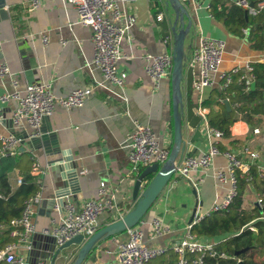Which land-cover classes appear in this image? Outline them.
Wrapping results in <instances>:
<instances>
[{
    "label": "crops",
    "instance_id": "crops-1",
    "mask_svg": "<svg viewBox=\"0 0 264 264\" xmlns=\"http://www.w3.org/2000/svg\"><path fill=\"white\" fill-rule=\"evenodd\" d=\"M32 1L6 0L8 14L0 17V40L3 43L0 61L11 71V75L0 78V98L16 91L25 95L28 85L33 84H50L54 95L60 98H66L78 88H93V94L82 108L67 110L56 107L49 117V124L57 133L63 149L71 153L79 173L80 193L69 200L81 207L87 201L97 199L101 183H105L108 195L113 198L115 208L99 218L101 229L120 219L136 204L133 199L135 182L146 167L132 171L129 162L134 123L152 127L161 145L170 152L175 146L171 77L155 86L146 74L144 61V56L148 54L172 50L164 40L172 37L168 15L170 13L175 18V14L167 5L168 0H136L126 5L127 10L137 16V23L122 44L126 58L120 62L119 70L127 74V80L124 87L119 88L105 82L101 71L93 65L92 30L78 24L76 7L66 0H41L40 7L30 11ZM212 1L186 3L190 18L185 19V24L188 25L191 19L193 27L183 80L184 110L180 113L185 146L176 163H181L185 157H199L216 142L222 151L241 157L247 165L245 173L255 166L264 179V121L254 122L251 126L248 114L239 113L231 127V137L216 140L211 138L199 114V109H204L208 119L212 107L204 106V102L210 97L215 103L222 102L218 94L221 90L220 74L231 72L236 66L244 69V64L248 62L254 65L264 62V51L251 48L249 30L244 31L243 38L236 37L226 30L222 22L211 16L208 6ZM226 4L231 6L234 3L226 0ZM161 13L164 19L158 22L157 16ZM203 37L225 41L226 51L215 85L200 96L193 88L198 68H191L190 60ZM262 81L264 83V79ZM17 107L18 103L14 100L7 103L0 100L1 135L19 133L25 137L32 133L33 129L27 124L20 128L14 126L13 116ZM214 109L220 108L215 105ZM24 147V152L31 155V159H36L43 171L38 174L41 198L34 207L33 218L35 235L43 234V230L51 226L52 219L59 218L49 201L55 197L60 171L49 162L43 149ZM253 153L259 157L253 158ZM226 166V158L218 156L210 169L191 172L188 177H173L147 213L144 223L139 225L148 246L171 248L185 237L197 203L202 204L199 211L203 216L227 196L230 185L221 184L216 178V171ZM22 173L21 169L10 173L13 189L18 188L17 180L21 179ZM193 190H196V196ZM261 198V193L250 183L244 193V208L251 211L259 207ZM156 218L163 220L171 233L151 239L153 229L149 223ZM125 239L126 233L114 240L101 242L85 264H117V241ZM45 247L44 242L37 241L35 250L39 253ZM78 249L73 245L65 250L57 264H72ZM31 250L21 249L19 252L29 260Z\"/></svg>",
    "mask_w": 264,
    "mask_h": 264
},
{
    "label": "built area",
    "instance_id": "built-area-1",
    "mask_svg": "<svg viewBox=\"0 0 264 264\" xmlns=\"http://www.w3.org/2000/svg\"><path fill=\"white\" fill-rule=\"evenodd\" d=\"M73 4L78 12V24L92 30V42L94 45L95 65L103 74L105 82L124 87L127 74L119 70V64L126 56L122 52V44L130 30L137 23V16L130 13L126 5L132 4L136 0H66ZM186 4L197 0H180ZM239 7L245 9L249 16L256 17L264 11V0H232ZM253 3V6L251 4ZM41 5V0H33L29 10L34 11ZM210 11V5L208 6ZM211 13V11H210ZM213 17V15L211 14ZM214 18V17H213ZM161 13L157 16V21H163ZM172 37H166L164 42L170 44ZM47 42V39H45ZM2 41L0 40V52L2 51ZM226 51V42L214 38H201L198 46L194 49L190 67L198 68V74L193 83L196 93L202 96L205 91L213 87L216 77L220 73ZM145 71L155 86H159L161 81L171 77L173 69V51L162 54H148L144 56ZM241 80L246 82V91L256 85L254 76V64H244V69L236 66L231 72L220 74L221 89H225L232 83L233 76L241 74ZM9 67L0 61V78L11 75ZM16 87V83H14ZM257 86V85H256ZM255 86V89H256ZM254 90V89H253ZM93 88H78L73 90L66 98L56 97L50 84L28 85L25 95L19 92L4 94L0 100L7 103L14 100L18 107L13 116V124L20 128L25 124L29 125L34 133L31 138L40 136V128L43 120L54 114L56 107L64 109L82 108L93 94ZM256 100V99H255ZM260 102V100H257ZM243 103H240V106ZM199 114L207 127L211 136L216 140L224 137L223 132L211 128L204 109H199ZM134 133L130 137L129 162L132 171L148 167L154 163L164 164L170 157V151L163 147L152 127L140 122L134 123ZM21 139L15 135L0 134V159L16 157L21 153ZM218 156H224L227 160L225 169L216 171V178L221 184H229L230 189L227 196L215 203L211 210L200 219L187 227L186 235L183 239L175 243L171 248L148 246L145 234L140 228V224L126 231V239L117 241V264H150L154 259L165 255L172 250L178 257L177 264H204L205 258L216 255L212 243L200 241L192 233V227L205 216L212 212L226 211L238 195L239 172L242 175L246 171V164L238 154L230 151H222L216 142H213L207 152L199 157H185L181 163L175 164V176L188 177L191 172L207 170L213 167L214 160ZM253 158H258L257 153L251 154ZM32 171L40 175L43 171L36 159H33ZM18 185L22 184V179L17 180ZM97 199L84 203L81 207L66 199L63 207L56 205L54 210L59 214V218H53L51 226L43 230L44 235H50L56 239L57 246H63L71 239L83 235L90 239L99 230L100 216L115 208L113 198L108 195L105 183H101L98 189ZM41 195L37 193L29 198L24 210L19 218L10 222L13 228L11 235L17 241L8 245L0 251V263L4 264H31L28 258L19 252L21 249L30 251L32 249V237L36 233L34 216L35 205L40 200ZM259 207L264 208L263 200H259ZM123 217V216H122ZM120 217V218H122ZM264 219V217H263ZM144 223V220L141 222ZM153 232L151 239H158L171 233V229L156 218L149 223ZM117 237V236H116ZM113 237V240L116 238ZM225 257V255H222ZM36 264H49L45 260H39Z\"/></svg>",
    "mask_w": 264,
    "mask_h": 264
},
{
    "label": "trees",
    "instance_id": "trees-1",
    "mask_svg": "<svg viewBox=\"0 0 264 264\" xmlns=\"http://www.w3.org/2000/svg\"><path fill=\"white\" fill-rule=\"evenodd\" d=\"M210 11L213 17L222 22L226 30L236 37L243 38L244 31L249 30L251 48L264 51V11L252 17L236 3L227 6L226 0H213ZM253 73L256 89L246 91V82L241 80L243 71L233 76L232 83L220 90L218 94L222 102L215 103L211 97L204 102V106L212 107L208 117L210 127L223 132L225 138L231 137V127L239 113L248 114L251 126L254 122L264 121V62L255 64ZM226 100L230 104L229 110L224 103ZM241 102L243 104L238 106ZM215 105L220 109L215 110ZM33 163L31 155L26 152L13 158L0 159V251L17 241L11 235L13 228L9 227L10 222L19 218L26 201L40 192L38 175L32 171ZM14 169H21L23 172L22 184L17 189H13L9 179ZM151 178L152 176L147 179L145 186ZM250 183L261 193L264 203V179L257 168L252 166L249 172L243 175L239 172L238 195L228 210L212 212L193 225L192 233L200 241L212 243L216 253L213 257H206L204 264H264V208L255 207L251 211L244 208V193ZM243 250L245 252L236 256V253ZM177 261V255L170 250L150 264H177Z\"/></svg>",
    "mask_w": 264,
    "mask_h": 264
},
{
    "label": "water",
    "instance_id": "water-1",
    "mask_svg": "<svg viewBox=\"0 0 264 264\" xmlns=\"http://www.w3.org/2000/svg\"><path fill=\"white\" fill-rule=\"evenodd\" d=\"M167 5L174 11L175 18L168 15V22L172 33V41L168 44V48H172L174 61L172 69V89H173V119H174V148L170 153V157L164 164L154 163L144 169L135 182L133 190V199L136 204L132 210L126 213L117 221L101 228L90 239H85L83 235H79L63 246H57L56 239L50 235L34 234L32 237V250L29 262L36 264L39 260H45L49 264H57L58 259L62 253L71 246L79 247L75 261L72 264H85L88 258L92 255L98 245L107 239L116 237L127 230L134 228L141 224L147 213L151 210L159 197L165 191L171 180L175 176V164L183 150L185 143L182 138L181 116L180 113L184 110V96L182 83L184 80L186 54L185 42L187 37L192 32L193 23L190 19L188 25L185 24V19L190 18V12L187 4L180 0H168ZM253 6V3L251 4ZM8 11L6 9V0H0V17L6 16ZM255 84L252 88L255 89ZM225 105L230 109L229 101L226 100ZM49 117L44 118L43 125L40 128V136L31 138L32 133L26 134L25 137L15 133V136L21 139L23 147L21 151H25L26 145L31 149H43L49 162L55 164L60 171L59 182L56 183L55 197L49 201L51 209L56 205L63 207L67 198L77 196L80 193L79 173L74 165L73 158L69 151L63 149L57 133L49 124ZM152 176L148 185L145 186L147 179ZM193 195H197L196 190H193ZM197 203L192 217L189 221L193 224L201 217L199 206ZM37 241L44 242L46 249L42 252L36 251ZM36 251V252H35ZM245 250L236 253L239 256ZM239 264H242L240 262Z\"/></svg>",
    "mask_w": 264,
    "mask_h": 264
},
{
    "label": "rangeland",
    "instance_id": "rangeland-1",
    "mask_svg": "<svg viewBox=\"0 0 264 264\" xmlns=\"http://www.w3.org/2000/svg\"><path fill=\"white\" fill-rule=\"evenodd\" d=\"M189 41H190V35L187 38L186 46H185V54L188 53V47H189ZM182 88H183V83H182ZM146 217V216H145ZM77 256V255H76ZM76 259V258H75ZM75 261V260H74Z\"/></svg>",
    "mask_w": 264,
    "mask_h": 264
}]
</instances>
